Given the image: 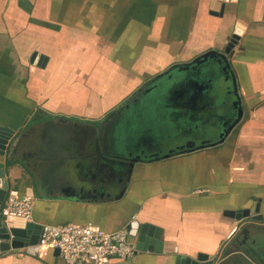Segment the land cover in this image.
<instances>
[{
    "label": "crops",
    "instance_id": "crops-1",
    "mask_svg": "<svg viewBox=\"0 0 264 264\" xmlns=\"http://www.w3.org/2000/svg\"><path fill=\"white\" fill-rule=\"evenodd\" d=\"M235 32L243 118L224 141L193 149V128L208 121L193 113L185 72L171 68L224 52ZM220 82L214 111L232 112L231 75ZM1 127L9 193L30 194L31 221L116 231L136 219L162 230L168 251L106 264L199 253L264 264V222L226 214L255 203L264 212V0H0ZM132 146L144 149L133 164ZM0 264L66 263L47 245L4 250Z\"/></svg>",
    "mask_w": 264,
    "mask_h": 264
},
{
    "label": "water",
    "instance_id": "water-1",
    "mask_svg": "<svg viewBox=\"0 0 264 264\" xmlns=\"http://www.w3.org/2000/svg\"><path fill=\"white\" fill-rule=\"evenodd\" d=\"M238 37L239 36L237 32H235L224 52L211 49L198 55L188 63L175 64L171 68H177L179 71L185 72L184 77H182L181 79V83L185 81H191L195 86L203 89L206 88L207 85H205L204 82L201 81L202 79L198 77L200 70L196 71V68L198 65H204V63L212 61L219 66L221 71L224 72L227 79L231 75L233 81V86L236 94V100L233 102V106L236 109L234 119L229 123L228 126L224 127L217 140L201 142L197 146L192 147L193 149L214 146L224 141V139L229 135L233 128L243 118L244 109L242 106L241 97L239 96L237 91L236 77L231 70V64L229 60V55L232 54ZM43 58L44 57L42 56L40 57L41 65L45 62ZM6 132H8L7 127L0 128V147L2 150L5 149L7 138L10 135V133ZM2 150H0V154L4 153ZM6 172V163L0 161V239L2 240L0 249L1 251H4L10 250L11 248L29 247L30 252L36 251L39 248L38 242L40 239L43 224L28 221L25 217L22 216H6L4 214L3 204L5 202L6 196L9 193V190L12 188V183L6 177ZM226 214L237 220L249 219L251 221L264 222V212H260L259 203H255L250 208L227 210ZM128 227L130 228L131 234L134 235L136 240V253L138 251L147 250L158 252L169 250L166 247V241L161 237L162 230L159 227H156L149 223L140 224L136 219L128 223ZM57 252L59 253L58 249ZM216 258V256L207 255L205 253H199L194 259L186 255L177 254L175 264H212L214 263Z\"/></svg>",
    "mask_w": 264,
    "mask_h": 264
},
{
    "label": "built area",
    "instance_id": "built-area-1",
    "mask_svg": "<svg viewBox=\"0 0 264 264\" xmlns=\"http://www.w3.org/2000/svg\"><path fill=\"white\" fill-rule=\"evenodd\" d=\"M32 210V197L14 192L8 194L3 207L6 216H22L28 221ZM47 245L58 249L66 264H106L111 258L127 260L136 254V240L128 225L107 231L92 223L43 224L38 246Z\"/></svg>",
    "mask_w": 264,
    "mask_h": 264
},
{
    "label": "flooded vegetation",
    "instance_id": "flooded-vegetation-1",
    "mask_svg": "<svg viewBox=\"0 0 264 264\" xmlns=\"http://www.w3.org/2000/svg\"><path fill=\"white\" fill-rule=\"evenodd\" d=\"M200 70V73L198 74V77L202 79L201 81L204 82L206 88L200 89L198 86H195L193 82H183L182 86H184L185 91L189 93V99L188 101L191 103V107H193V113L196 114V119L199 116H205L204 120L202 122H207V124H201L198 123L193 128V134L195 139L193 141H188L187 146L195 147L201 142L206 141H215L219 138L220 133L224 129L225 126H228L229 123L234 119V115L236 113V109L232 107V112H229V114L226 111V107L228 108L230 105L225 106L222 108L223 110H220L222 112L221 114H217V112L214 111L217 107H219L222 101L221 98L222 95V85L219 82L220 76L222 75V72L219 69V66L216 63H213L212 61H209L207 63H204V65H198L196 68V71ZM193 71V72H196ZM183 88V87H182ZM181 89V88H180ZM182 93V92H181ZM178 94L176 97L180 98L182 100L183 95ZM141 93H136L134 97H132L131 100H129L128 105H132L138 102L137 99L140 96ZM193 95V96H192ZM155 98V96L153 95ZM193 97V98H192ZM153 98V100H154ZM156 99V98H155ZM226 103V101H225ZM140 104V103H139ZM218 110V109H217ZM229 121V122H226ZM182 142V141H181ZM193 144V145H192ZM184 143L180 144V148H185L186 146ZM144 149H139L138 147H133L130 150V160L131 164L134 163L133 160H140L143 157Z\"/></svg>",
    "mask_w": 264,
    "mask_h": 264
},
{
    "label": "rangeland",
    "instance_id": "rangeland-1",
    "mask_svg": "<svg viewBox=\"0 0 264 264\" xmlns=\"http://www.w3.org/2000/svg\"><path fill=\"white\" fill-rule=\"evenodd\" d=\"M219 82H220V81H219ZM220 83H221V82H220ZM156 100H157V97H156ZM156 100H155V101H156ZM133 113H134V115H135V116H133V117H135V118H134V120H135V119H137V117L139 116L140 112L138 113L136 110H134ZM153 113H154L153 111H151V112H147V115H151V114H153ZM151 117H153V115H152ZM132 120H133V119H132ZM136 122L138 123V121H136V120L133 121V122H131V123H132V124H131V130H132L133 128H134V130L136 129V126H135V125H136ZM129 123H130V122H129Z\"/></svg>",
    "mask_w": 264,
    "mask_h": 264
}]
</instances>
